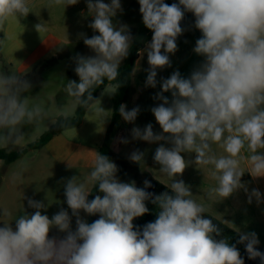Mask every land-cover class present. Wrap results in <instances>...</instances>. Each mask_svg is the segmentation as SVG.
<instances>
[{
	"label": "clouds",
	"instance_id": "clouds-1",
	"mask_svg": "<svg viewBox=\"0 0 264 264\" xmlns=\"http://www.w3.org/2000/svg\"><path fill=\"white\" fill-rule=\"evenodd\" d=\"M78 2L52 0L64 8ZM86 2L93 17L89 27L99 34L85 36L84 44L96 55H77L74 71L79 82L68 81L64 91L76 105L103 121L108 113L92 91L106 79V92L115 94L118 69L129 54L132 36L127 26L117 28L112 22L122 11L120 0ZM138 3L144 25L153 32L143 50L150 66L146 86L155 88L157 69L171 67L169 54L177 50L185 11L194 14L195 27L202 32L194 48L196 54L205 57L200 68L190 78H183L177 70L159 82L161 91L155 99L162 103L151 112L162 132L155 133L151 123L144 129H131L135 140L172 145L169 148L161 143L153 158L161 165L160 172L169 181L164 184L174 195H156L137 188L135 182H121L116 176L117 165L95 153L88 175L83 179L74 176L65 185L66 203L76 217V230H71L67 210L62 208L49 219L40 211L44 203L29 199L28 206L36 209L34 214L14 219L15 230L8 222L0 227V264H244L236 245L214 239L213 234L219 236L221 229L203 217L208 208L193 198L190 186L175 177L189 163L181 153H195L193 163L202 171L211 166L210 175L216 181L205 194L209 201H221L244 189L249 203L253 198L257 203L264 202L258 189L249 191L241 182L245 171L253 177H264V0ZM29 13L27 0H0V26L9 18ZM35 28L39 33L46 31L43 24ZM30 87V82L17 74L0 73V145L19 144L24 139L23 127L46 114L40 103L23 95ZM165 92H171V102ZM139 111V106L126 110L122 104L119 108L129 123L135 121ZM213 146L222 152L218 154ZM245 149L247 156L242 154ZM130 159L141 162L143 153L134 151ZM245 161L247 170L242 167ZM96 184L104 195L89 201ZM144 185L152 186L147 180ZM149 200L158 205V218L142 230H134L133 220L149 211L145 204ZM81 210L88 215L99 214L100 218L89 224L80 217ZM3 215H9L7 210ZM52 227L66 236L49 238ZM237 243L245 245L249 259L259 258L264 264L255 232H240Z\"/></svg>",
	"mask_w": 264,
	"mask_h": 264
},
{
	"label": "rangeland",
	"instance_id": "rangeland-1",
	"mask_svg": "<svg viewBox=\"0 0 264 264\" xmlns=\"http://www.w3.org/2000/svg\"><path fill=\"white\" fill-rule=\"evenodd\" d=\"M38 2V0H27L30 8V13L27 16L9 18L0 26V73L9 75L14 73L30 82V89L23 95L40 103L46 113L36 123L23 127L24 139L19 144L0 145V148H7L8 150L28 148L31 143L37 141L55 123L59 116H75L78 105L65 93L64 86L70 80L79 82V77L74 71L76 67L75 58L78 54L82 56L96 55L84 44L85 36L91 38L93 35L99 34L89 27L93 17L89 14L86 0H79L77 4L68 5L65 8L64 6L54 8L49 4L42 5ZM103 2L110 3L111 0H103ZM44 3H50V0H44ZM120 3L122 11L117 12V15L112 18V22L117 28L121 25L127 26L132 36V44L143 22L142 14L139 11L140 5L138 0H120ZM175 3L178 4L179 0H176ZM195 19L193 13L185 11L180 22L183 32L176 40L177 50L169 54L171 67L157 69L156 79L158 83L155 88L146 86L148 74L146 70L150 67L147 61V53L143 51L146 46L139 54L141 59L137 62L133 71V88L126 102V110L139 106L140 111L134 122L129 123L124 120V125L122 127L120 125L115 137V147L118 150L117 157L128 164V170L130 168V173L128 174L127 171L128 176L126 175L127 183L135 182L136 185L137 175L141 174L153 177L163 183L169 182L167 177L160 172L161 165L155 162L153 157L161 143L169 148L172 145L164 141L149 143L135 140L131 136V129L133 127L144 129L147 124L151 123L153 131L161 133L162 129L151 112L152 107L162 103L161 100L155 99L156 93L161 91L159 82L162 78H169L174 71L178 70L180 72L182 68L184 70L182 77L184 78V76L191 75L193 71L198 70L204 63L205 57L194 52L196 41L202 37V32L195 27ZM45 22L48 25L51 24V26H47ZM37 24L45 25L46 31L39 33L35 28ZM50 36L63 38L62 43L33 66L31 70L22 74L19 70L21 64L39 53L42 42ZM68 41L72 42L69 43ZM8 59H12V61L9 62ZM166 93H163L165 97ZM98 100L100 107L108 113L110 123L113 116V100L111 94L106 92V87L100 93ZM95 122L98 123L101 120L89 111L87 123L84 125L83 130L90 129V126ZM77 131L78 129L74 132ZM125 139L128 141L127 143L124 142ZM213 147L218 154L222 152L218 147ZM137 150L143 153L141 162H133L130 159V155ZM38 154V151L33 154V150H28L27 154L21 160L12 163L11 167H32L40 159ZM242 154L247 156V150L245 149ZM34 155L35 157L38 156L35 162H33ZM181 155L189 163L184 172L175 179H182L186 185L190 186L193 198L197 202L205 204L209 214L238 232H255L259 239V245L264 248V202L257 203L253 198L252 202L249 203L244 189H239L230 197L221 201H209L205 194L210 187L216 184V181L210 175L211 166L202 171L193 163L195 153L184 152ZM242 167L247 170L246 161L242 163ZM4 171H0V178ZM243 184L249 191L258 189L264 197V179L261 187L258 181Z\"/></svg>",
	"mask_w": 264,
	"mask_h": 264
},
{
	"label": "crops",
	"instance_id": "crops-1",
	"mask_svg": "<svg viewBox=\"0 0 264 264\" xmlns=\"http://www.w3.org/2000/svg\"><path fill=\"white\" fill-rule=\"evenodd\" d=\"M38 1L39 4H49L54 6V8L63 7V5H55L52 3V0H50V3H44V0ZM45 23L47 26H51V24L48 25L47 22ZM62 39L50 36L44 40L40 52L21 64L19 68L20 72L24 74L31 70L33 66L45 58L56 46L61 44ZM68 42L71 43L72 41ZM140 59L141 56L139 55L137 62H139ZM8 61L11 62L12 59H8ZM179 73L183 76V68ZM190 76L191 75H186L184 78H190ZM103 90L104 89L98 93L96 100H98V97ZM111 96H113V94H111ZM166 97L171 102V92H167ZM123 105H126V103ZM88 113L89 111L86 112L83 123L79 127L61 132L55 135L43 148L33 150V154H35V151H38V156L42 159L37 160V163L33 164L32 167L20 166L14 168V166L11 167L12 164H10L5 168V164L0 160V171L5 170L0 178V227H3L4 223L8 222L15 230L14 219H18L25 214H34L36 209L28 206V200L32 199L44 203L45 208L40 211L42 215H47L49 219H51L52 216L58 213L62 208L67 210L71 216V230H76V217L72 216V211L66 203L65 185L67 181L74 176L83 179L88 175L93 166L95 153H99V147L103 143L108 127L111 123L108 121V115L103 121L92 124L90 129L83 130L84 125L87 123ZM120 125L121 127L124 125V119L122 116L111 133V146L117 156L118 150L115 147V137ZM77 129L78 131L74 132ZM38 156H33V162H35V159ZM129 173L130 168L128 170V174ZM145 178H148V175H137L138 180L135 179L137 180L136 183ZM263 179V177H253L248 171H245L241 178V182L249 183L251 181H258L261 187ZM89 187L91 188V185H89ZM4 210H7L9 215H3ZM80 217L89 223V215L83 212V210L80 212ZM48 235L49 238H56L59 240L63 239L66 236V233L59 231L56 227H52Z\"/></svg>",
	"mask_w": 264,
	"mask_h": 264
},
{
	"label": "trees",
	"instance_id": "trees-1",
	"mask_svg": "<svg viewBox=\"0 0 264 264\" xmlns=\"http://www.w3.org/2000/svg\"><path fill=\"white\" fill-rule=\"evenodd\" d=\"M175 1L176 0H164V2L168 5L175 3ZM152 36L153 32L149 30L142 22L139 27L138 33L129 48L128 56L123 59V63L119 66V75L116 81L117 83H119V88L112 96L113 117L108 127L105 139L99 147V154L107 156L112 162L117 165L118 171L116 173V176L121 182H127L126 175L128 171V164L124 161L119 160L117 155L113 151L111 146V133L114 126L121 117V114L119 112L120 106L126 103L131 95L133 85V71L136 66L139 54L145 48L146 44L151 40ZM108 83L109 82L105 79L103 84L96 87L92 91V95L95 99H97L98 93L102 89H104L108 85ZM86 112L87 110L85 108L78 106L75 112V116H59L55 123L46 132H44L37 141L31 143L26 149L8 150L7 148H0V160L3 161L5 165H10L23 158L27 154L28 150H38L43 148L55 135L66 130L79 127L83 123ZM145 180L150 181L152 186L145 188ZM136 187L144 189L145 191L156 195L162 194L164 192H168L169 195H174V193L168 186L153 177H148L138 181L136 183ZM96 195H100L101 197H103L104 195L102 192H100L98 184L94 185L90 195L88 196V200L91 201L95 198ZM145 204L149 211L143 216L134 219V230H136L137 227L142 230L143 226H145L149 222H154L158 218V213L160 211L158 205L153 204L150 200L145 201ZM202 215L204 218L211 219L213 224L217 225L221 229V233L219 236L213 234L214 239H226L230 246L236 245L240 256L244 259V264H261L259 258L249 259L245 249V245L237 243V241L239 240L240 232L234 230L208 212L203 213ZM99 218V214L89 215V224ZM257 248L260 252H264V248L259 244L257 245Z\"/></svg>",
	"mask_w": 264,
	"mask_h": 264
}]
</instances>
